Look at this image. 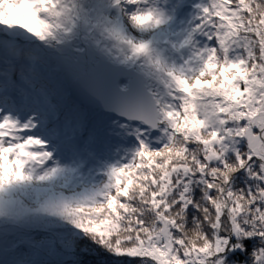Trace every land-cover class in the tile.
Listing matches in <instances>:
<instances>
[{
    "label": "snow or ice",
    "instance_id": "snow-or-ice-1",
    "mask_svg": "<svg viewBox=\"0 0 264 264\" xmlns=\"http://www.w3.org/2000/svg\"><path fill=\"white\" fill-rule=\"evenodd\" d=\"M264 264V0H0V264Z\"/></svg>",
    "mask_w": 264,
    "mask_h": 264
},
{
    "label": "trees",
    "instance_id": "trees-1",
    "mask_svg": "<svg viewBox=\"0 0 264 264\" xmlns=\"http://www.w3.org/2000/svg\"><path fill=\"white\" fill-rule=\"evenodd\" d=\"M104 264H108V262L105 261Z\"/></svg>",
    "mask_w": 264,
    "mask_h": 264
}]
</instances>
